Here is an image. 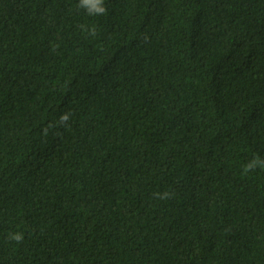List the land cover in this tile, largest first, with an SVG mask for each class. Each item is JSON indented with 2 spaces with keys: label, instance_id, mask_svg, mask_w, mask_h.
<instances>
[{
  "label": "trees",
  "instance_id": "obj_1",
  "mask_svg": "<svg viewBox=\"0 0 264 264\" xmlns=\"http://www.w3.org/2000/svg\"><path fill=\"white\" fill-rule=\"evenodd\" d=\"M77 4L0 0V264H264V0Z\"/></svg>",
  "mask_w": 264,
  "mask_h": 264
},
{
  "label": "clouds",
  "instance_id": "obj_2",
  "mask_svg": "<svg viewBox=\"0 0 264 264\" xmlns=\"http://www.w3.org/2000/svg\"><path fill=\"white\" fill-rule=\"evenodd\" d=\"M77 7L85 10L87 15L90 17L102 16L107 12L105 0H78ZM80 29L83 33L92 38H96L98 35V29L95 25H92L91 27L87 25H80ZM68 118V115H63L60 118L61 123L67 121ZM257 167L264 168V159H261L259 157L253 159L251 162L244 166L243 172L246 175ZM164 196L167 197L168 193H164ZM9 239L19 243L23 241L24 235L21 232H17L15 234H10Z\"/></svg>",
  "mask_w": 264,
  "mask_h": 264
}]
</instances>
